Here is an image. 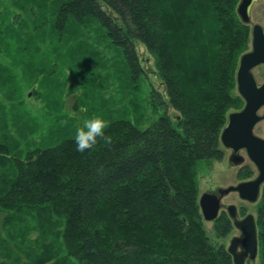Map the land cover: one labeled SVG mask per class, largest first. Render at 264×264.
<instances>
[{"label": "trees", "instance_id": "1", "mask_svg": "<svg viewBox=\"0 0 264 264\" xmlns=\"http://www.w3.org/2000/svg\"><path fill=\"white\" fill-rule=\"evenodd\" d=\"M239 3H65L60 21L100 26L135 80L144 75L135 42L144 44L169 102L152 88V104L164 115L146 129L113 124L111 141L85 152L69 138L21 155L15 141L0 139V264H49L60 257L64 264H234L204 228L198 175L201 163L223 160L221 132L229 114L244 107L236 71L250 50L251 27L241 22ZM246 171L250 179L253 169ZM224 215L217 220L220 239L232 229ZM257 216L264 264V187ZM34 232L39 236L31 240ZM60 243L63 248L55 247Z\"/></svg>", "mask_w": 264, "mask_h": 264}, {"label": "rangeland", "instance_id": "2", "mask_svg": "<svg viewBox=\"0 0 264 264\" xmlns=\"http://www.w3.org/2000/svg\"><path fill=\"white\" fill-rule=\"evenodd\" d=\"M68 1L0 0V139L8 143L15 141L21 155L74 139L76 129L97 114L110 120V126L129 122L146 129L165 113L154 108L152 88L162 94L167 104L169 102L155 60L146 46L135 42L144 70V75L135 80L123 52L106 40L100 26H83L70 17L60 21L61 9ZM251 20V24L264 27V0L253 5ZM254 75L263 83L264 66L256 68ZM167 114L173 120L179 116L170 106ZM255 133L264 138V122ZM222 150V161L200 164L199 198L205 193L218 195L219 189L240 184L247 179L248 165L254 172L250 179L256 177V169L245 153L242 155L246 163L235 166L230 162L231 152ZM222 203L223 207L236 205L239 219L254 214L257 220L258 203L249 204L238 194L225 197ZM224 214L221 211L219 218L224 219ZM4 217L5 213L0 212V233ZM220 226L217 221L204 222L212 241L226 250L234 237H244L240 230L232 227L230 233L220 239L217 234ZM30 235L31 240L39 236L37 232ZM55 247L63 248L61 243ZM63 261L60 257L49 264H64ZM68 264L79 263L71 259ZM247 264H261L260 253Z\"/></svg>", "mask_w": 264, "mask_h": 264}, {"label": "water", "instance_id": "3", "mask_svg": "<svg viewBox=\"0 0 264 264\" xmlns=\"http://www.w3.org/2000/svg\"><path fill=\"white\" fill-rule=\"evenodd\" d=\"M261 1L240 0L237 9L241 22L251 26V50L241 56L236 71L237 92L244 101V107L229 114L220 136L222 148L231 152L230 162L235 166H242L247 157L256 169L257 176L237 186L219 189V196L203 194L199 198V206L205 222L218 219L223 206L222 198L231 193H237L241 200L251 204H256L261 199L264 187V138L256 135L255 130L264 122V114H261L264 109V82H258L254 70L264 66V27L258 23L251 24L252 7ZM227 210L234 226L244 235L242 239L233 238L228 248L234 264H246L248 259L256 260L259 255V241L255 216L249 214L239 220L235 205L228 206Z\"/></svg>", "mask_w": 264, "mask_h": 264}, {"label": "clouds", "instance_id": "4", "mask_svg": "<svg viewBox=\"0 0 264 264\" xmlns=\"http://www.w3.org/2000/svg\"><path fill=\"white\" fill-rule=\"evenodd\" d=\"M110 123V120L102 114H97L86 119L82 126L78 127L74 133L77 150L80 152L91 150L100 140L110 142L111 136L106 131Z\"/></svg>", "mask_w": 264, "mask_h": 264}, {"label": "flooded vegetation", "instance_id": "5", "mask_svg": "<svg viewBox=\"0 0 264 264\" xmlns=\"http://www.w3.org/2000/svg\"><path fill=\"white\" fill-rule=\"evenodd\" d=\"M247 167H249V165L247 166ZM245 169V168H244ZM255 176H257V171H256V175ZM255 178V177H254ZM253 178V179H254ZM253 179H246V180H244V181H242V182H247V181H250V180H253ZM242 182H240V183H242ZM263 190V189H262ZM232 194H237V193H231V194H229V195H232ZM216 195V194H215ZM229 195H227V196H224L223 198H222V201H223V199L225 198V197H228ZM261 195H262V193H261ZM217 196H219V195H217ZM239 196V195H238ZM246 202V201H245ZM247 203H249V202H247ZM249 204H251V203H249ZM257 204V203H256ZM222 205H223V203H222ZM252 205H254V204H252ZM228 206H231V205H227V206H225V207H223L222 206V209L220 210V213H221V211H223L225 214L227 213V215L229 216V218H230V215H229V213H228V210H227V207ZM236 206V205H235ZM237 207V206H236ZM238 214H239V209H238V207H237V218H238ZM220 215V214H219ZM249 214H247V215H245L244 217H241L239 220H242V219H244L246 216H248ZM252 215H254V214H252ZM255 216V215H254ZM220 217V216H219ZM256 218V217H255ZM219 219V218H218ZM217 219V220H218ZM216 220V221H217ZM230 221H232L231 220V218L229 219ZM215 221V222H216ZM233 222V221H232ZM256 222H257V220H256ZM234 224V223H233ZM231 227H235V226H232V223H231ZM236 228V227H235ZM234 238H236V237H234ZM238 238H240V237H238ZM242 239V238H241ZM251 260H247L246 261V264L248 263V262H250Z\"/></svg>", "mask_w": 264, "mask_h": 264}]
</instances>
